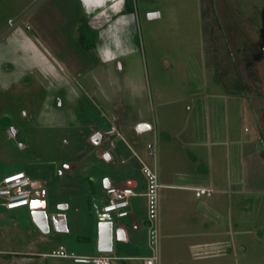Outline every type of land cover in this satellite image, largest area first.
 Segmentation results:
<instances>
[{"label": "rangeland", "instance_id": "obj_1", "mask_svg": "<svg viewBox=\"0 0 264 264\" xmlns=\"http://www.w3.org/2000/svg\"><path fill=\"white\" fill-rule=\"evenodd\" d=\"M86 2L0 0V181L27 171L47 191L48 214L64 213L70 223L72 198L87 193L81 200H90L95 222L102 202L92 188L102 181L68 173L101 166L96 153L112 145L119 150L108 165L112 178L122 158L141 168L127 144L152 166L147 144L156 138L160 263L177 254L178 264H264V0H123L131 10L119 16L107 4L89 12ZM117 114L126 120L124 140H88ZM138 118L152 129L137 134ZM214 147L227 156L212 157ZM74 162L81 168L60 173ZM210 163L213 182L203 184L214 189L210 196L179 187L183 174ZM198 209L216 220L208 235ZM32 219L30 205L7 210L0 200V249L4 240L16 247L46 236L24 231ZM220 242L225 250L191 257L190 245Z\"/></svg>", "mask_w": 264, "mask_h": 264}, {"label": "crops", "instance_id": "obj_2", "mask_svg": "<svg viewBox=\"0 0 264 264\" xmlns=\"http://www.w3.org/2000/svg\"><path fill=\"white\" fill-rule=\"evenodd\" d=\"M107 2V3H106ZM87 8L89 12L94 13L97 8L101 6L109 7L107 13L115 14L117 16L121 14H125L126 5L123 0H88ZM107 4V5H106ZM103 13V12H101ZM116 16V17H117ZM116 120L110 122V125L116 124L118 127V134L112 136L104 135V131L100 129L94 128L93 132L90 134L88 140H93L94 143H98L99 145L105 139H111L114 137L116 139H123L124 134V125L126 120L122 119L119 114L115 115ZM144 124L145 126V133L151 129H147L148 125H151L147 120L143 118H138L137 121L134 123V130L136 125ZM152 126V125H151ZM155 130H158V124L155 123ZM108 127L107 129H109ZM106 129V130H107ZM105 130V131H106ZM224 130L225 138L228 137V130L226 128ZM136 131V130H135ZM137 133V132H136ZM214 134V130H212ZM142 134V133H137ZM157 134V133H156ZM208 136V135H207ZM222 136L219 139H216V143L224 141L222 140ZM168 142H173L172 137L168 138ZM218 151L221 152V149L218 147L217 149H212L210 154L212 157H218ZM131 153L132 158L142 167L143 157L140 153L133 148V146L127 144L126 154ZM224 157L227 156L225 151L221 152ZM119 154L118 147H114L112 145L111 149H100L96 153L98 159L102 160V165L91 164L86 171V175L84 171L76 173L75 171L69 172L72 168L75 170L80 169L81 165L78 163H69L65 164V169L61 170L60 173L63 175L65 171L69 172L68 174H79L85 180L86 178H90V184L93 182H98L97 180L102 181V186L100 187H93L92 194H99L101 197L102 205L97 207V221L91 222L89 213L90 211V200L86 199V202L83 203L85 200H81L82 198H87V193H82V198L73 197L75 199L74 208H75V216L73 217L72 223H70V218L64 214L59 213L58 215H49L50 219L53 216H57L58 218H63L64 215L68 218L69 223V230L68 231H59L55 229L53 222L50 223V230L47 232L46 230L48 227L44 223V228L38 226V224L33 220L32 227L29 229H25L24 231H28V233H35L37 231H41L46 234V236H42L40 232H37L35 235L36 239H32L28 242H21L16 245V247H9L11 246L10 243H6V241L11 242L9 240H4L1 242L2 247L0 249V264H90L87 262H78L73 261L69 258H62V257H54V256H46L45 254L48 253L47 251H43L45 245L53 246V249H57L59 246H64L69 252H74L77 255L81 256H94V255H108L110 256V264H144L146 258H149L153 255V250L149 246L148 243V221H147V210H146V198L144 196L145 192V184L146 180L143 175L142 169L140 168L139 171L134 167V165L129 166L127 164V159L122 158L120 160L122 166V170L118 169L115 171L113 178L111 176L110 170L108 165L115 163V158ZM209 154V155H210ZM145 162V161H144ZM196 163V160L194 161ZM134 163V162H133ZM172 165L176 164L174 161L171 162ZM237 166L240 168L245 167V161L239 159L237 161ZM201 168V165L199 166ZM198 167V169H199ZM212 164L210 163V169H204L202 171H195L191 173V177L189 175L181 174V178L186 180L187 183L180 185V188L184 189H195L198 186H204L203 184L211 185L213 182V170ZM193 170V169H192ZM27 172V171H26ZM28 174V173H27ZM242 174V173H241ZM91 175H94V178L91 179ZM29 176V175H28ZM32 180V179H31ZM82 180V179H81ZM40 183L35 182L32 180L31 185H35L36 187ZM107 185H129L131 186L136 195L131 197V204L128 207L129 213L123 217H118L115 212H103L102 207L108 201V195L105 192V188ZM164 186H171V184L164 183ZM77 184H71L67 186V189L72 190H80V187H77ZM90 188V186H88ZM211 188V187H210ZM213 189V188H212ZM34 192L43 193L45 194L44 202L42 201H35L32 203L34 206H44L48 205V201L46 200V193L47 191L43 188L42 185L37 187L36 189L32 190ZM214 192V189H213ZM212 192V193H213ZM205 195V194H203ZM210 196V195H207ZM34 199V198H33ZM86 204V205H85ZM63 207V208H60ZM59 208L61 210H66L70 208V203L67 202L66 204L60 205ZM67 206V207H65ZM82 208L84 209L83 212ZM31 210V208H30ZM199 212L203 217V222H205L204 227V235H208L209 223L216 226V220L212 216H210L209 209H198ZM32 214V211H31ZM33 217V216H32ZM45 222V221H43ZM110 222V223H109ZM3 230L8 232L11 228H8V225L5 226ZM9 229V230H8ZM55 230V232H54ZM206 231V232H205ZM190 235H187L189 237ZM195 236V235H193ZM197 236V235H196ZM191 237V236H190ZM84 240H87V244ZM226 244L225 242L220 243H203V244H192L190 245L191 250V257L197 258L207 255H213V249L216 246L221 247L225 250L224 247ZM5 246V247H3ZM41 247V248H40ZM220 248V249H221ZM52 249V250H53ZM221 249V250H222ZM225 252V251H224ZM182 257H179L177 254H172L170 259L166 260L165 263L170 264H178L182 262ZM159 261V260H158ZM158 264H161L160 261Z\"/></svg>", "mask_w": 264, "mask_h": 264}, {"label": "built area", "instance_id": "obj_3", "mask_svg": "<svg viewBox=\"0 0 264 264\" xmlns=\"http://www.w3.org/2000/svg\"><path fill=\"white\" fill-rule=\"evenodd\" d=\"M144 124H138L135 127L137 133H143L146 129ZM147 129H152L148 125ZM155 130V129H154ZM118 127L112 124L109 129L104 132L106 136L118 134ZM156 133V132H155ZM148 154L152 155L155 159L154 165H149L142 162V172L146 180L145 192L143 193L146 198V210L148 221V243L153 250V255L146 258L144 264H158V214H159V176L157 170V141L147 144ZM32 180L26 171H15L8 173L2 177L0 181V200L2 206L7 210H14L16 208L31 205L32 203ZM201 194L211 195L212 188L198 186L195 187ZM108 195L107 203L102 207L103 212H115L118 217H123L129 213L128 207L131 204V197L136 195L134 189L129 185H110L105 188ZM46 256L69 258L73 261L87 262L90 264H110V256L108 255H94V256H81L74 252H69L64 246H59L51 252L45 254Z\"/></svg>", "mask_w": 264, "mask_h": 264}, {"label": "water", "instance_id": "obj_4", "mask_svg": "<svg viewBox=\"0 0 264 264\" xmlns=\"http://www.w3.org/2000/svg\"><path fill=\"white\" fill-rule=\"evenodd\" d=\"M160 14L158 12L149 14L150 18L158 17ZM31 189H36L37 187L35 185L30 186ZM33 202L35 201H45L44 197L45 194L34 192L32 193ZM67 207V206H65ZM32 216L34 221L38 224L39 227L44 228V223L48 227L46 230L47 232L50 230V223L53 222L55 229L59 231H68L69 230V223L68 218L66 215L63 216V218H58L57 216H53L52 219H50L48 212H47V206H34L33 204L30 205ZM60 208H63L60 206ZM45 221V222H43ZM110 223V222H109Z\"/></svg>", "mask_w": 264, "mask_h": 264}, {"label": "trees", "instance_id": "obj_5", "mask_svg": "<svg viewBox=\"0 0 264 264\" xmlns=\"http://www.w3.org/2000/svg\"><path fill=\"white\" fill-rule=\"evenodd\" d=\"M128 3V2H127ZM126 3V4H127ZM125 10H131V8H130V6L127 4V6H126V9ZM81 39H82V41H85V40H83V38L81 37ZM88 49H90V48H88ZM262 233H263V236H264V229L262 230Z\"/></svg>", "mask_w": 264, "mask_h": 264}]
</instances>
